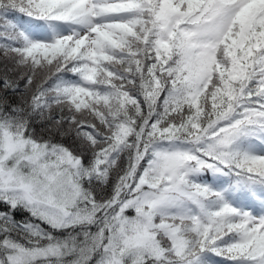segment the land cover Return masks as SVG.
<instances>
[{"label": "snow or ice", "instance_id": "obj_1", "mask_svg": "<svg viewBox=\"0 0 264 264\" xmlns=\"http://www.w3.org/2000/svg\"><path fill=\"white\" fill-rule=\"evenodd\" d=\"M0 264H264V0H0Z\"/></svg>", "mask_w": 264, "mask_h": 264}, {"label": "trees", "instance_id": "obj_2", "mask_svg": "<svg viewBox=\"0 0 264 264\" xmlns=\"http://www.w3.org/2000/svg\"><path fill=\"white\" fill-rule=\"evenodd\" d=\"M19 218V217H18Z\"/></svg>", "mask_w": 264, "mask_h": 264}]
</instances>
